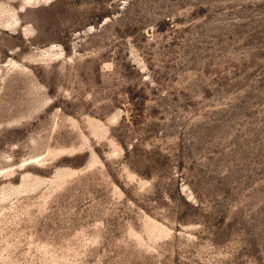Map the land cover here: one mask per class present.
I'll return each mask as SVG.
<instances>
[{
	"label": "rangeland",
	"instance_id": "obj_1",
	"mask_svg": "<svg viewBox=\"0 0 264 264\" xmlns=\"http://www.w3.org/2000/svg\"><path fill=\"white\" fill-rule=\"evenodd\" d=\"M0 264H264V0H0Z\"/></svg>",
	"mask_w": 264,
	"mask_h": 264
}]
</instances>
